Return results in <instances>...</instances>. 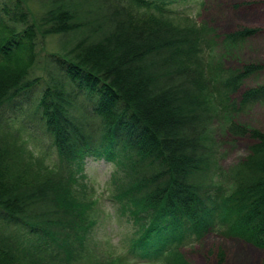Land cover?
<instances>
[{
    "label": "trees",
    "instance_id": "obj_1",
    "mask_svg": "<svg viewBox=\"0 0 264 264\" xmlns=\"http://www.w3.org/2000/svg\"><path fill=\"white\" fill-rule=\"evenodd\" d=\"M196 2L0 0V264H180L208 236L264 251V131L230 128L251 145L212 173L205 130L212 99L261 70L226 76L209 57L261 31L221 38L173 8ZM104 201L125 219L118 245Z\"/></svg>",
    "mask_w": 264,
    "mask_h": 264
},
{
    "label": "rangeland",
    "instance_id": "obj_2",
    "mask_svg": "<svg viewBox=\"0 0 264 264\" xmlns=\"http://www.w3.org/2000/svg\"><path fill=\"white\" fill-rule=\"evenodd\" d=\"M204 3L203 7L196 2L178 5L175 9L193 16L198 23H208L221 38L243 27H254L261 31L239 46L228 51L222 48L217 52L215 50L214 55L209 57L207 67L209 64L214 65L218 67V72L223 71L226 76L229 71L235 72L249 65L261 68L256 74L249 76L238 91L228 93L226 98L222 93L219 96L217 94V99H212L205 130L212 142L215 157L212 173H215L217 169L227 170L245 157L251 145V139L231 133L230 128L264 131V98L250 107L243 105L239 110L242 94L249 88L264 85V0H204ZM47 43V48H54L51 40H47ZM220 88L223 89L221 85ZM30 146L38 152V149L31 144ZM85 173L90 178H95L99 184L108 183L113 175V168L103 161L89 160ZM95 189L101 194L98 185H95ZM104 206L106 220L104 218L101 235L104 240L118 245L126 231L125 219L107 201H104ZM8 228L11 230L10 226L5 229ZM180 253L183 260L180 264H218L219 255L223 258V264H264V251L237 240L216 236H208L201 243L193 244Z\"/></svg>",
    "mask_w": 264,
    "mask_h": 264
}]
</instances>
